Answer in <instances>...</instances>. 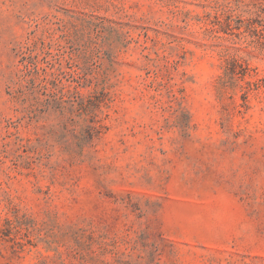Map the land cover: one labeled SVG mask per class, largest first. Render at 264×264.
<instances>
[{
  "label": "rangeland",
  "instance_id": "374dc122",
  "mask_svg": "<svg viewBox=\"0 0 264 264\" xmlns=\"http://www.w3.org/2000/svg\"><path fill=\"white\" fill-rule=\"evenodd\" d=\"M263 27L264 0H0V264H264Z\"/></svg>",
  "mask_w": 264,
  "mask_h": 264
},
{
  "label": "trees",
  "instance_id": "16d2710c",
  "mask_svg": "<svg viewBox=\"0 0 264 264\" xmlns=\"http://www.w3.org/2000/svg\"><path fill=\"white\" fill-rule=\"evenodd\" d=\"M264 30V27H263ZM255 35L261 39L264 40V34H262L259 31L255 32ZM27 57H23V61L27 60ZM30 70L28 71V73ZM253 84H255L256 89H263L264 91V77L261 79L256 80ZM78 95V105L80 107V110L86 115L91 120L95 119V114H94V108L96 106L95 102H99L97 99L93 98V96L89 97L88 99L83 98L82 94L77 92ZM94 128L91 126L86 127V133L88 135H91L93 132Z\"/></svg>",
  "mask_w": 264,
  "mask_h": 264
}]
</instances>
